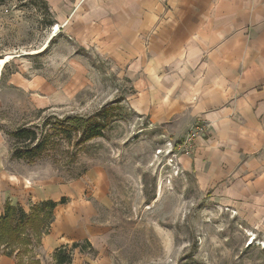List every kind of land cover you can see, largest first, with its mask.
I'll return each instance as SVG.
<instances>
[{"label": "rangeland", "instance_id": "obj_1", "mask_svg": "<svg viewBox=\"0 0 264 264\" xmlns=\"http://www.w3.org/2000/svg\"><path fill=\"white\" fill-rule=\"evenodd\" d=\"M133 94L126 69L53 24L45 0H0V195L25 210L64 198L54 216H72L88 233L67 244H80L69 264H264L262 225L199 188L181 161L196 141L169 160L168 144L189 131L179 138L152 125L131 107ZM99 111L111 114L103 135L66 145L72 162L66 152L58 162L13 156L16 127L47 130ZM49 252L40 261L50 264Z\"/></svg>", "mask_w": 264, "mask_h": 264}, {"label": "crops", "instance_id": "obj_2", "mask_svg": "<svg viewBox=\"0 0 264 264\" xmlns=\"http://www.w3.org/2000/svg\"><path fill=\"white\" fill-rule=\"evenodd\" d=\"M45 1L53 24L126 69L137 114L179 138L204 126L182 166L264 230V0ZM77 221L55 213L32 255L87 238Z\"/></svg>", "mask_w": 264, "mask_h": 264}, {"label": "trees", "instance_id": "obj_3", "mask_svg": "<svg viewBox=\"0 0 264 264\" xmlns=\"http://www.w3.org/2000/svg\"><path fill=\"white\" fill-rule=\"evenodd\" d=\"M110 116L107 111H99L90 116H66L55 120L47 130L40 129L39 125H20L10 132L13 156L33 162L43 156L53 155L54 161L58 162V155L66 152L71 155L72 162L77 154L66 151V145L79 148L86 141L102 136ZM45 124L46 122L43 123ZM74 137L76 138L72 144ZM63 201L64 198H61L59 202ZM59 202L43 199L31 203L28 210H25L21 205H13L6 200L0 215L1 253L14 256L16 264H40V260L32 255V250L40 244L42 236L48 233ZM79 245L74 242L70 249H67V245L55 249L52 254L54 263L69 264L72 250Z\"/></svg>", "mask_w": 264, "mask_h": 264}, {"label": "built area", "instance_id": "obj_4", "mask_svg": "<svg viewBox=\"0 0 264 264\" xmlns=\"http://www.w3.org/2000/svg\"><path fill=\"white\" fill-rule=\"evenodd\" d=\"M205 131L204 126L198 124L195 125L188 133L185 139L183 140L182 144H179L177 147H175V144H168V148L165 150L166 155L169 157V160L171 162L175 161V148L176 149H181L185 154L190 153L193 149V145L195 143V139L198 137L200 133H203Z\"/></svg>", "mask_w": 264, "mask_h": 264}]
</instances>
